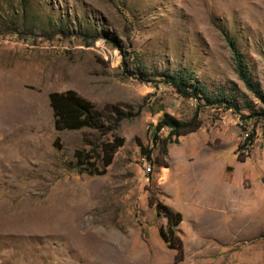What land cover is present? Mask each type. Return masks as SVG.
Masks as SVG:
<instances>
[{
  "label": "rangeland",
  "instance_id": "rangeland-1",
  "mask_svg": "<svg viewBox=\"0 0 264 264\" xmlns=\"http://www.w3.org/2000/svg\"><path fill=\"white\" fill-rule=\"evenodd\" d=\"M227 40L264 94V0H0V264H264V121L249 116L264 105ZM164 73L238 110L183 98ZM67 89L136 112L101 175L74 151L104 136L53 128L48 93ZM194 112L195 131L155 132L162 154L154 125ZM151 199L180 213L179 248Z\"/></svg>",
  "mask_w": 264,
  "mask_h": 264
},
{
  "label": "trees",
  "instance_id": "trees-1",
  "mask_svg": "<svg viewBox=\"0 0 264 264\" xmlns=\"http://www.w3.org/2000/svg\"><path fill=\"white\" fill-rule=\"evenodd\" d=\"M227 43L233 57V67L236 74L262 105H264V94L260 91L258 85L247 75L244 69L242 55L236 48L235 42L233 40H227ZM141 77L142 75H139L141 80H146ZM161 82L172 87L174 91L183 98L203 100L205 105H211L215 102L222 103L226 108L238 110L228 96L212 99L210 94L207 93L196 80H191L189 77L173 73H164L161 75ZM47 98L52 113V124L54 129L76 130L80 128H89L96 130L100 136H104L103 139L88 143L90 146V154L84 152L82 149H76L74 151L75 167L78 168V171L85 172L88 175L103 174L105 167L111 162L113 153L122 144V138L116 136L113 130L116 129L117 124L121 120L134 116L136 112L130 113L121 104H107L97 109L91 102L70 89L62 92H49ZM249 116H259L264 121L263 111L251 112ZM242 118H245V116H242ZM199 124L200 121L196 112L185 121H180L170 115L164 114L153 127V142H159L161 145V152L165 154L166 145L170 137L160 139L155 134L156 131L163 127L168 128L169 136L172 135L176 139L178 136L195 131L199 127ZM108 133L109 139L105 137ZM250 137L251 135H247L246 139L250 140ZM143 150L146 159L150 160V151L148 149ZM96 159L100 160V168L96 166ZM150 203L154 207L155 215L165 218V229H162V227L158 228L159 238L165 242L169 248L175 247L179 243L174 245V241L177 240L175 228L181 220L180 213L155 199H151ZM177 248H179V244Z\"/></svg>",
  "mask_w": 264,
  "mask_h": 264
}]
</instances>
